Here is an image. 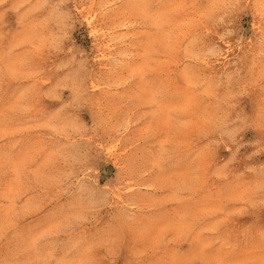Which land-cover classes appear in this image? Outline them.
Masks as SVG:
<instances>
[{
    "label": "rangeland",
    "instance_id": "rangeland-1",
    "mask_svg": "<svg viewBox=\"0 0 264 264\" xmlns=\"http://www.w3.org/2000/svg\"><path fill=\"white\" fill-rule=\"evenodd\" d=\"M0 264H264V0H0Z\"/></svg>",
    "mask_w": 264,
    "mask_h": 264
}]
</instances>
